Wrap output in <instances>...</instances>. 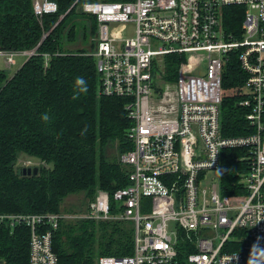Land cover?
Wrapping results in <instances>:
<instances>
[{
  "label": "built area",
  "instance_id": "built-area-1",
  "mask_svg": "<svg viewBox=\"0 0 264 264\" xmlns=\"http://www.w3.org/2000/svg\"><path fill=\"white\" fill-rule=\"evenodd\" d=\"M79 1L72 7L96 24L88 54L100 92L123 98L132 123V149L119 156L128 185L98 190L82 210L0 213V226L29 230L28 264H58L53 233L80 220L133 231L131 255L99 256L95 264H264V0ZM31 6L39 20L58 8L54 0ZM230 6L243 9L240 37L225 29ZM32 54L0 51L7 65L14 55ZM170 55L179 59L174 75L165 67ZM231 56L244 80L229 96L242 98L255 128L240 137L223 136L220 125ZM226 148H243L247 162L231 196L222 194L219 178Z\"/></svg>",
  "mask_w": 264,
  "mask_h": 264
},
{
  "label": "trees",
  "instance_id": "trees-1",
  "mask_svg": "<svg viewBox=\"0 0 264 264\" xmlns=\"http://www.w3.org/2000/svg\"><path fill=\"white\" fill-rule=\"evenodd\" d=\"M54 1L57 12L39 20L33 14L31 0H0V51H33L11 76L0 70L3 214L56 213L69 195L83 194L92 201L98 190L112 194L128 185L126 169L119 163V156L132 149L127 139L132 123L125 100L101 94L93 57L80 46L74 51L65 46L86 40L87 32L92 38L95 20L90 18L88 27L70 24L73 15L81 14L72 7L76 0ZM85 1L94 0L79 3ZM242 12L240 6L224 9L225 29L235 37H240ZM93 45L91 40L90 51ZM178 62L175 55L167 56L166 70L174 75ZM78 76L86 81L84 92L75 84ZM243 80L244 73L231 56L222 74L223 88L228 89L220 105L221 133L225 137L253 132L244 117L247 110L238 106L240 97L229 96V88L241 85ZM244 154L243 148L222 150V194L230 195V189L237 186L236 173L247 171V162L239 160ZM22 158L31 160L30 165L25 166L27 161ZM32 167H37V174L22 175V169ZM130 228L119 222H63L53 233L52 249L58 264H95L99 256H128L133 253ZM0 259L5 264L29 263L27 228L0 226Z\"/></svg>",
  "mask_w": 264,
  "mask_h": 264
},
{
  "label": "rangeland",
  "instance_id": "rangeland-1",
  "mask_svg": "<svg viewBox=\"0 0 264 264\" xmlns=\"http://www.w3.org/2000/svg\"><path fill=\"white\" fill-rule=\"evenodd\" d=\"M90 16L88 15H81L79 14V16H74L70 19V24L74 23V24H81V25H86L88 27V22H89ZM86 40H82V41H77L75 40L74 42H70L68 44H66V48H70L71 50L74 49L75 46H80L81 49H84L86 52L90 51V42H91V37L89 36L88 32H87V36H86ZM77 42V43H76ZM74 51V50H72ZM26 56L24 55H14L12 57V67L9 69L7 68V63L4 61V59L2 57H0V70H5L8 72V75L11 76L12 74H14V72L26 61ZM112 153L115 154L114 151H112L111 149H108V153ZM23 157V156H21ZM24 158H22L23 160ZM25 161H27L28 159H24ZM21 161V159H20ZM31 161V160H29ZM33 162L36 163L35 160H32ZM37 165V164H36ZM87 199L84 197L83 194H76V195H69L68 197L64 198L61 202L60 205V211H64V212H68L70 210H82L84 208V205L86 203ZM66 221H72L71 219L66 220ZM81 221V220H80ZM76 221H72L71 223H74ZM126 225V224H124ZM128 226V225H127ZM123 228V226H121ZM128 229V228H125ZM130 230L132 231V229L130 228ZM96 246V244H95Z\"/></svg>",
  "mask_w": 264,
  "mask_h": 264
},
{
  "label": "crops",
  "instance_id": "crops-1",
  "mask_svg": "<svg viewBox=\"0 0 264 264\" xmlns=\"http://www.w3.org/2000/svg\"><path fill=\"white\" fill-rule=\"evenodd\" d=\"M12 67V64L10 65V66H7V68H11ZM240 85H238V86H236V87H239ZM236 87H233V88H229V93H232V91L233 90H235V88ZM224 91H228V89H224ZM232 96H238V95H232V94H230V97H232ZM240 97V96H239ZM241 97H240V101H241ZM240 101L238 102V106H241L240 105ZM242 107V106H241ZM243 108V107H242ZM248 122V121H247ZM262 123H263V126H264V114H263V116H262ZM249 124V123H248ZM249 126L250 127H252V130H253V132H254V130H255V128L253 127V126H251L250 124H249ZM252 132V133H253ZM252 133H250V134H252ZM246 135H248V134H245V135H238L237 137H240V136H246ZM236 137V136H235ZM232 149V148H231ZM234 149V148H233ZM238 149H241V148H238ZM221 156H222V152H221ZM243 157V156H242ZM242 157H240L239 158V160H242ZM220 164H221V162H220ZM239 173H242V172H237L236 173V176L239 174ZM219 178H220V172H219ZM237 180V179H236ZM220 182H221V180H220ZM236 182V181H235ZM231 191H233L229 196H231V195H234V194H237V191H236V187L235 186H233V189H230ZM70 211H72V210H70Z\"/></svg>",
  "mask_w": 264,
  "mask_h": 264
},
{
  "label": "clouds",
  "instance_id": "clouds-1",
  "mask_svg": "<svg viewBox=\"0 0 264 264\" xmlns=\"http://www.w3.org/2000/svg\"><path fill=\"white\" fill-rule=\"evenodd\" d=\"M75 84L77 86H79V91L80 92H84L87 90V85H86V81L84 80L83 77H76L75 79ZM44 119H47V116L44 117ZM249 264H252V261L249 262Z\"/></svg>",
  "mask_w": 264,
  "mask_h": 264
},
{
  "label": "water",
  "instance_id": "water-1",
  "mask_svg": "<svg viewBox=\"0 0 264 264\" xmlns=\"http://www.w3.org/2000/svg\"><path fill=\"white\" fill-rule=\"evenodd\" d=\"M22 175H35L37 174V167H32V168H24L21 171Z\"/></svg>",
  "mask_w": 264,
  "mask_h": 264
}]
</instances>
